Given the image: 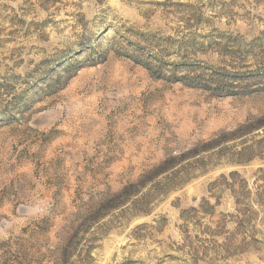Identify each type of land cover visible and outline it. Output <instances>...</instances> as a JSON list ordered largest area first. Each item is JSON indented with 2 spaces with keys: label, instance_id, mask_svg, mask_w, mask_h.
<instances>
[{
  "label": "rangeland",
  "instance_id": "obj_1",
  "mask_svg": "<svg viewBox=\"0 0 264 264\" xmlns=\"http://www.w3.org/2000/svg\"><path fill=\"white\" fill-rule=\"evenodd\" d=\"M0 264H264V0H0Z\"/></svg>",
  "mask_w": 264,
  "mask_h": 264
}]
</instances>
